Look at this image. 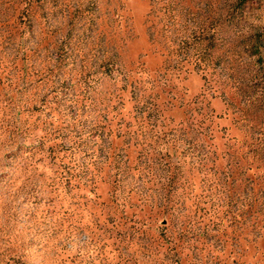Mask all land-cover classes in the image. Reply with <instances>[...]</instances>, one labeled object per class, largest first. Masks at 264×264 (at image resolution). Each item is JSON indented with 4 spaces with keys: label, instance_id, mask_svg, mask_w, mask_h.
<instances>
[{
    "label": "rangeland",
    "instance_id": "obj_1",
    "mask_svg": "<svg viewBox=\"0 0 264 264\" xmlns=\"http://www.w3.org/2000/svg\"><path fill=\"white\" fill-rule=\"evenodd\" d=\"M260 33L264 0H0V264H264Z\"/></svg>",
    "mask_w": 264,
    "mask_h": 264
},
{
    "label": "trees",
    "instance_id": "obj_2",
    "mask_svg": "<svg viewBox=\"0 0 264 264\" xmlns=\"http://www.w3.org/2000/svg\"><path fill=\"white\" fill-rule=\"evenodd\" d=\"M252 0H240V4H245ZM264 49V34H258L255 38L254 44L252 45L251 54L253 56L262 54ZM262 57H260V60Z\"/></svg>",
    "mask_w": 264,
    "mask_h": 264
}]
</instances>
